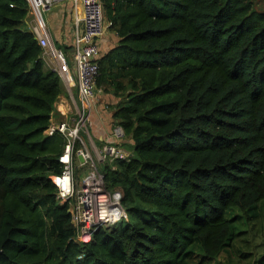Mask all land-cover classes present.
<instances>
[{
    "label": "trees",
    "instance_id": "1",
    "mask_svg": "<svg viewBox=\"0 0 264 264\" xmlns=\"http://www.w3.org/2000/svg\"><path fill=\"white\" fill-rule=\"evenodd\" d=\"M100 2L117 42L97 86L131 143L101 172L127 220L75 241L51 183L64 139L44 135L65 89L26 1L0 0V264H264V0Z\"/></svg>",
    "mask_w": 264,
    "mask_h": 264
},
{
    "label": "built area",
    "instance_id": "2",
    "mask_svg": "<svg viewBox=\"0 0 264 264\" xmlns=\"http://www.w3.org/2000/svg\"><path fill=\"white\" fill-rule=\"evenodd\" d=\"M25 1L30 19L28 24L26 22L27 29L42 50L40 58L44 67L58 75L71 107L64 121L51 123L50 120L44 132L45 136L61 135L64 139L62 152L57 159L62 170L59 175L51 177V183L57 189L59 203L70 206L75 241L87 243L98 229L127 220L120 205L121 194L107 191L104 174L98 167L125 161L127 154L118 144H113L103 146L93 155L91 145L88 147L85 141L89 138L90 115L95 110L99 93L100 42L109 25L105 21L100 0H71L73 10L78 14L75 17L76 29L71 45L57 48L50 40L43 13L63 0ZM110 137L114 143L124 140V131L118 122L113 125ZM84 166L88 167L89 172L79 181V171Z\"/></svg>",
    "mask_w": 264,
    "mask_h": 264
},
{
    "label": "crops",
    "instance_id": "3",
    "mask_svg": "<svg viewBox=\"0 0 264 264\" xmlns=\"http://www.w3.org/2000/svg\"><path fill=\"white\" fill-rule=\"evenodd\" d=\"M46 16L51 42L57 48H68L71 45L73 33L76 29L75 17H78L77 12L74 10L70 11L64 4L55 3L50 10L46 11ZM108 32L109 31L106 32L100 42L101 51L104 52L113 48L117 42L115 34L112 33V35H108ZM98 92L95 110L90 115L89 138L87 139L88 147L91 145L90 148L93 155L105 145H116L114 140L110 137V132L116 122L112 118L111 111L116 105L117 100L108 93H105L101 87ZM70 110L71 107L68 98H59L55 105V112L51 118V123H60L64 121ZM118 146L127 154V157L131 156L129 149L131 143L129 141L124 140V142Z\"/></svg>",
    "mask_w": 264,
    "mask_h": 264
},
{
    "label": "rangeland",
    "instance_id": "4",
    "mask_svg": "<svg viewBox=\"0 0 264 264\" xmlns=\"http://www.w3.org/2000/svg\"><path fill=\"white\" fill-rule=\"evenodd\" d=\"M57 4H61V5L64 4V5L67 6V8L70 9V6H68L67 3L60 2V3H57ZM256 9H257L258 12L263 10L264 9V3H262V2L258 3ZM71 10H72V8L70 9V11ZM70 13H72V12H70ZM43 17H44L45 22L47 23V21H46V19H47L46 18L47 17L46 16V12L43 13ZM27 21H30V19L28 18ZM106 31H108V28L106 29ZM105 34H106V32H105ZM108 35H112V33L109 31ZM98 88L100 89V87H98ZM85 141L88 143L87 139H85ZM98 167L101 170V167L100 166H98ZM88 172H89V170H88L87 166H84L82 169H80L79 177H78L79 181L82 178H84L86 175H88ZM239 222H240L239 227H242V221L240 220ZM245 228H246V226L242 227L241 230H244ZM249 230H250L251 234H253L255 236V238L253 240H251L252 245L255 248V253L258 250H260V249H264V247L262 245H260L263 242V240H264V208H262L261 211L259 212L258 218H256L255 220H253V222L250 223ZM250 237L251 236H249V238ZM256 245H257V247H256Z\"/></svg>",
    "mask_w": 264,
    "mask_h": 264
},
{
    "label": "bare ground",
    "instance_id": "5",
    "mask_svg": "<svg viewBox=\"0 0 264 264\" xmlns=\"http://www.w3.org/2000/svg\"><path fill=\"white\" fill-rule=\"evenodd\" d=\"M60 137H62L61 135H59ZM63 138V137H62Z\"/></svg>",
    "mask_w": 264,
    "mask_h": 264
},
{
    "label": "water",
    "instance_id": "6",
    "mask_svg": "<svg viewBox=\"0 0 264 264\" xmlns=\"http://www.w3.org/2000/svg\"><path fill=\"white\" fill-rule=\"evenodd\" d=\"M79 160L81 161V158H79Z\"/></svg>",
    "mask_w": 264,
    "mask_h": 264
},
{
    "label": "clouds",
    "instance_id": "7",
    "mask_svg": "<svg viewBox=\"0 0 264 264\" xmlns=\"http://www.w3.org/2000/svg\"><path fill=\"white\" fill-rule=\"evenodd\" d=\"M46 68V67H45Z\"/></svg>",
    "mask_w": 264,
    "mask_h": 264
}]
</instances>
